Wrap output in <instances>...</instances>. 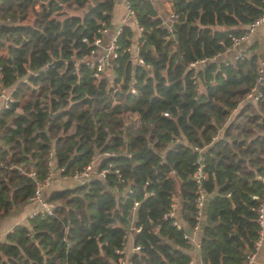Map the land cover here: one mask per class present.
<instances>
[{"label":"trees","instance_id":"16d2710c","mask_svg":"<svg viewBox=\"0 0 264 264\" xmlns=\"http://www.w3.org/2000/svg\"><path fill=\"white\" fill-rule=\"evenodd\" d=\"M170 3L169 21L151 0H129L142 62L123 50L132 42L124 24L109 78L94 77L78 60L93 49L95 30L108 25L113 0H0V88L12 98L5 107L0 100V219L28 201L34 180L26 173L43 177L49 152L52 169L65 175L113 152L95 168L110 163L124 177L109 171L47 187L50 213L6 231L0 264H117L130 219L140 225L131 264H188L181 234L195 210L198 155L205 172L201 263L238 264L253 250L264 191V77L257 100L246 92L264 42L237 58L218 55L264 12V0ZM175 196L181 229L162 217ZM132 198L139 199L134 212Z\"/></svg>","mask_w":264,"mask_h":264},{"label":"built area","instance_id":"2783aa9c","mask_svg":"<svg viewBox=\"0 0 264 264\" xmlns=\"http://www.w3.org/2000/svg\"><path fill=\"white\" fill-rule=\"evenodd\" d=\"M124 2H125V8H126L127 14L130 17H132L133 21L135 22L134 12L129 7V0H124ZM170 16H173V14L171 13ZM167 23L163 22V25L168 31H170L171 30L170 25H169V23L168 24ZM261 23H264V12H262L261 15H259L258 17H256L252 21H250L245 26L244 32H242L239 35H232L230 38V40H231L230 45L226 46V49H230L236 45H239L241 42L245 41L256 30L257 26L260 25ZM105 27L106 26L98 27L95 30V36L92 38V40L90 42L91 45L93 46V49L89 52V54H92L97 48H99L98 54L92 58H88L87 57L88 54H85L78 60V61H83V63L85 65H87L88 67H90L92 69V75L94 77L99 76V74L101 73V71L105 67L111 65L110 66V68H111L115 58H117V56H118V45H117L116 40H117V35L121 30V27L117 31V33L114 34L106 44H102L101 43V36L105 32ZM138 29L140 32V27H138ZM82 40H85V38H82ZM138 45H139L138 41H136L135 46L133 48V51L135 52L134 59H135L136 63H141L142 59L138 55V48H139ZM123 50L130 51V46L123 48ZM240 56H241V54H239L238 52H236L233 55V57H235V58L240 57ZM204 61H205V58H202V59L190 62V65L202 64ZM263 77H264V48H263V52L261 54V57L259 58V60L257 62V76L255 78V83L246 92V98H248L250 100H257L259 98L260 93H261L260 89H259V84L262 82ZM129 91L136 93V90L132 85L129 86ZM11 99L12 98H11L9 92H7L4 88H0V100L2 101V105L4 107L7 106L8 102L11 101ZM162 113H163V115L167 114L166 112H162ZM194 149L199 152V151H201L202 148L194 147ZM126 154L129 156L128 153H126ZM101 155H103V156L107 155L108 156V155H116V154L113 152H102V154H99V153L95 154V155L90 157L89 161L85 165H83L81 167V169H79V170L74 169L71 173L66 174V175L62 173V168H59V170L56 172L57 174H56L55 178L56 179H63L66 177H70V178L76 179L78 183H84L85 180L91 174H95L96 176L103 177V176H105V174L107 172L112 171L115 173L117 178L120 181H122L124 177L122 176L119 168L111 166L110 163H108L105 166H102L99 169L95 168V164L97 162V159ZM194 161H195V169L192 171L191 177L194 179V181L196 183V194H195V198H194L195 210H194V213L192 215L193 217H192L190 223L187 225L188 228L193 232L198 230V228L200 227L202 206L204 203V193L201 189V184H202L203 178L205 177V172L202 169L203 161H204L202 155H198ZM46 165H47V170H46L45 174L43 175V177H41V178L36 177V173L33 169H30L26 173L28 176L32 177L34 180V188L32 190L31 195L28 197V200L36 202L38 205V207H35L34 209L30 210V212L28 213V218L36 215L39 212H44V213L48 214L51 211V206L43 199L44 188L49 186V184L53 180L52 171H51L52 170V153L51 152L48 153ZM172 172H174V169L170 170V173H172ZM127 190H128V192L132 191L130 187H128ZM151 192L152 191H149V190L147 192L144 191L143 195H146V194L151 193ZM253 197H255V196H253ZM257 200H258V202H257V206L255 208L256 209V221H257V225H258L257 237L254 241L253 250L251 252H248L245 255L244 259L238 264H251V262L253 261L254 256H255V252L258 249V247L260 246L261 241L264 237V191L257 198ZM138 205H139V199L138 198H132V203H131L132 212H134V210L136 209V207ZM177 205H178L177 200L173 197L170 200L166 211L162 214V217L163 218H170L171 224L177 229H181V227L185 228V225L182 224L181 219L177 216ZM126 229L127 230H126L125 234H123V237H122L123 241L121 243V246L119 248L115 249V252L121 254L120 256H118L117 264H131L128 257L125 254V251L127 249L126 248V242L128 239L127 235L132 234L131 232L138 231L140 229V225H134L132 219H130ZM181 235H182V238L186 242L193 240L189 236L187 229L183 230ZM197 245H199L198 242H197ZM138 249H139V245H137V244H134L131 247L132 251H137Z\"/></svg>","mask_w":264,"mask_h":264},{"label":"crops","instance_id":"0c3cea01","mask_svg":"<svg viewBox=\"0 0 264 264\" xmlns=\"http://www.w3.org/2000/svg\"><path fill=\"white\" fill-rule=\"evenodd\" d=\"M151 1L156 6L159 15L164 16L170 21L171 20L170 14L172 13L170 0H151ZM34 8H38V4H35ZM30 19H31V14L29 13L26 18V22H30ZM124 24L129 25L132 29V37H131L132 42L130 44V52H131L130 54L133 56V61H134L135 52L133 51V48L139 37L140 32L136 23L133 21V18L127 14L124 0H113L111 17L108 25H106L105 27V32L101 36V43L106 44L110 40V38L117 33L121 25ZM263 42H264V23H261L260 25L257 26L256 30L245 41L241 42L239 45H236L230 49H225L218 56H226V55L232 56L239 50L254 49L255 47L261 49V47L263 46ZM98 52H99V48H97L92 54H88L87 57L92 58L95 55H97ZM51 171H52L53 180L49 184V186H47L48 188L60 186V182H63L65 179H71L72 180L71 182H77L76 179L70 177H66L63 179H56L55 176L57 174L56 173L57 171L53 169ZM47 187H45L44 190ZM34 207H38L37 204L33 201L28 200L25 203H20L16 205L14 209L7 216L0 219V238L4 236L6 231L10 229L14 223L25 221V219L28 218V213L30 212V210L34 209ZM182 224L185 225L183 221ZM199 228L195 232L191 231L188 228V226L185 228L188 230L189 236L193 239L192 241L186 242L189 245L187 247H184V250L189 255L188 264H202L199 257V245H197L201 231V229ZM131 233L132 234L127 235L128 237L126 242L127 249L125 251L127 257L131 252H134L131 250L132 245H134L133 243L134 232ZM251 264H264V237L261 241L260 246L255 252V256Z\"/></svg>","mask_w":264,"mask_h":264},{"label":"rangeland","instance_id":"374dc122","mask_svg":"<svg viewBox=\"0 0 264 264\" xmlns=\"http://www.w3.org/2000/svg\"><path fill=\"white\" fill-rule=\"evenodd\" d=\"M68 9L70 10V11H74V12H76V11H78L77 9H74V8H72V7H68ZM136 62V61H135ZM195 65H197V64H195ZM111 66V65H110ZM110 66H107V67H105L102 71H101V73L100 74H102V75H106V76H108L109 78H111L112 77V70L110 69ZM99 74V75H100ZM199 90H201V86H199ZM17 110H19V108H17ZM233 115V113L231 112V116ZM72 180L71 179H65L63 182H60V184H66L67 182H71ZM36 203V202H35ZM37 204V203H36ZM38 206V205H37ZM35 208V207H34Z\"/></svg>","mask_w":264,"mask_h":264}]
</instances>
